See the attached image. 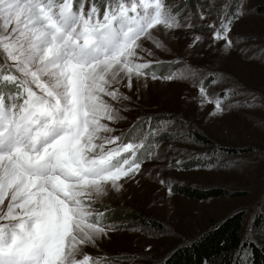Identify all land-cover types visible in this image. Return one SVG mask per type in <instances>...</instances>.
<instances>
[{"label": "snow or ice", "instance_id": "obj_1", "mask_svg": "<svg viewBox=\"0 0 264 264\" xmlns=\"http://www.w3.org/2000/svg\"><path fill=\"white\" fill-rule=\"evenodd\" d=\"M245 4L208 25L214 41L233 46ZM184 11L169 0H0V264H114L84 252L116 231L97 206L155 157L172 123L138 117V138L117 135L132 101L123 89L176 79L144 44L161 49L154 30L194 27ZM199 95L210 115L227 110L229 90L213 101L201 82Z\"/></svg>", "mask_w": 264, "mask_h": 264}, {"label": "rangeland", "instance_id": "obj_2", "mask_svg": "<svg viewBox=\"0 0 264 264\" xmlns=\"http://www.w3.org/2000/svg\"><path fill=\"white\" fill-rule=\"evenodd\" d=\"M169 3L184 6L183 16L191 15L194 27L168 33L154 30L165 47L157 49L145 42L144 47L155 53L145 59L160 61L158 74L175 73L176 79H149L138 93L123 89L132 101L126 102V119L115 127L117 135L131 132L136 139L143 130L138 117L141 122L152 117L153 127L160 121L172 123L156 138L155 157H145L141 172L120 181L121 190H110L97 206L101 211L111 210L106 222L116 231L98 241V246L84 249L114 264H157L177 245L199 237L214 221L240 211L245 212L243 241L261 239L255 222L264 215V15L257 14L255 7L264 0H246L245 14L234 21L228 34L231 48L223 40L214 41L208 25L218 27L222 15L235 12L240 0ZM196 36L201 39L196 41ZM201 82L213 101L229 90L226 111L210 115L214 103L201 105ZM177 159L182 161L179 167ZM179 185L221 187L230 195L197 199L176 192ZM247 253L245 249L243 259L252 264Z\"/></svg>", "mask_w": 264, "mask_h": 264}, {"label": "trees", "instance_id": "obj_3", "mask_svg": "<svg viewBox=\"0 0 264 264\" xmlns=\"http://www.w3.org/2000/svg\"><path fill=\"white\" fill-rule=\"evenodd\" d=\"M255 11L257 14L264 15V3L258 4ZM168 72H171V68ZM194 135L198 138L197 140L205 141L200 134ZM175 191L197 199L230 195L228 190L221 187L198 188L179 185L175 187ZM244 215L245 212L240 211L221 221H214L209 229L199 237L177 245L164 260L157 264H247L243 259L245 249L248 250L249 262L264 264V228L262 225L264 215L259 216L255 222V228L260 233V241L248 239L243 241ZM142 221L147 223L145 219Z\"/></svg>", "mask_w": 264, "mask_h": 264}]
</instances>
